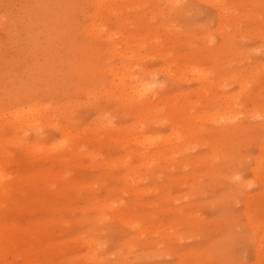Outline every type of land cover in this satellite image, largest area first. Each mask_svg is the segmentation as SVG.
I'll list each match as a JSON object with an SVG mask.
<instances>
[{"label": "rangeland", "instance_id": "374dc122", "mask_svg": "<svg viewBox=\"0 0 264 264\" xmlns=\"http://www.w3.org/2000/svg\"><path fill=\"white\" fill-rule=\"evenodd\" d=\"M86 1L0 0V113L4 112L7 116L3 121L4 115L0 114V143L3 142L0 150L7 154L9 162L4 163L1 172L4 171L5 178L15 182L29 183L25 192L17 197L20 198V207H14L7 213L14 224H35L34 227L38 229H28V237L40 238V244L29 250L19 248V244H16L18 251L0 252V264H20L18 256L23 254L31 257L32 264H97L99 261L100 264H264V0H169L175 6L168 4V0H115L122 12L118 9L117 15L107 14L106 17L110 16L108 20L101 15V18L97 16L95 18L98 21L95 20V23L92 6ZM124 1L129 4H124ZM134 3L139 5L136 7ZM112 16L117 20H113ZM97 27L101 29V33L97 32L100 37L93 35L98 30ZM143 36L144 40L148 38L150 42L144 43ZM124 38L128 39L127 42ZM125 43L128 46L124 47ZM136 44L140 47L136 48ZM112 48L116 50L113 55ZM125 66L129 70L125 69L124 73L131 72L132 69L133 72L139 70L147 72L144 74L153 78L155 83L157 81L155 93L159 92L160 96H164L156 101L157 108L161 109L157 115L165 113L166 116L172 105H184L186 120L176 132L184 135L187 144L192 139L195 140H192L193 144L192 141L189 143L190 146L186 143L182 146V150L183 147L189 150H183L184 155H178L176 161L158 160L149 167H140L136 163H140L142 159L129 153L140 147L138 143L137 145L127 140L126 146L121 149L112 141L104 140H111L128 128L133 132L130 127L136 119L132 114V106L116 100L115 95L108 94L115 89L114 93L117 94L116 77L120 76ZM197 68L204 69V72L193 71ZM111 83H114L113 86ZM102 91L105 92L104 95ZM215 96H219V99ZM223 97L230 101L236 97L233 99L232 109L228 113L225 111V115L223 111L222 114L213 113L220 108L223 100H227ZM237 98V106H234ZM33 102L37 106L45 105L42 106L43 110L46 109L43 113H49L50 116L47 122L42 121L45 125L42 122L38 124L39 127L37 125L41 131L21 129L16 132L15 129L6 127L9 119L7 110L12 111L22 103L28 105ZM242 111L244 112L241 114ZM208 112L210 116L213 113L211 120H221H216L219 124L210 120ZM234 113H238V116L230 120ZM254 113L256 117L252 116ZM221 115L229 117L230 122L225 124H244L247 130L233 137L214 136L213 130L225 128L221 124ZM197 118L199 121H196ZM163 119L161 123L159 121L144 129L145 132L176 140L172 136L177 135L176 132L169 130V119H165V123ZM54 120L58 121H55V126ZM103 120L113 129H121L103 132L104 127L99 126L100 123H105ZM59 127L70 129V133L62 135ZM24 131L28 132L25 136ZM114 132L118 133L115 135ZM94 135L98 137L95 138ZM62 136L66 137L62 139ZM74 138H77L75 143L78 141L83 146L86 144L84 141L90 140L84 148H80L82 150H77L75 161L79 165L75 162L63 167L54 164L52 171L56 176L44 180L43 170L49 163V157L74 144ZM11 140L16 146L11 145ZM69 140H73V143ZM169 140L173 141L171 138ZM212 140L219 144V147L214 148L220 154L217 157H212ZM154 141L162 144L156 139L151 142ZM103 142H107V145ZM157 142L153 144L157 145ZM30 143L35 147H29ZM52 143H56V146L64 143V147L59 146L58 149L53 144L52 148H56L50 151ZM43 144L48 146L46 151L41 147ZM36 150L41 151L37 153ZM88 151H91L89 157L86 156ZM129 158H132L131 161ZM108 161L113 162L115 169L111 163L107 164L113 168L105 167L107 164L103 163ZM118 162L124 163L120 165ZM96 164L99 166H95ZM193 165L196 168L198 166V170ZM132 169H136L134 173L130 172ZM67 170L72 173L68 171L66 174ZM138 171L140 172L137 173ZM131 173L141 174L143 179H138L137 176L133 179ZM1 174L0 179L4 177L3 172ZM123 174L127 183L122 180ZM135 178L142 182L140 186ZM67 179H73L79 186L87 183L90 188L83 185L79 189L69 187L64 190L60 183ZM32 184L34 186L30 187ZM147 187H152L155 191L152 192L150 188L147 191ZM139 189L144 190L140 194L134 192ZM113 198H116L115 203ZM109 200L113 204L110 206L108 203L110 207L104 209L103 204L107 206ZM245 209L250 212L245 214ZM115 212L120 213L130 227L119 218L115 220ZM189 214L193 215L189 217ZM243 214L249 217L245 218ZM134 220L139 222L137 229H132ZM250 222L254 225L251 226ZM141 227H145V230ZM139 228L143 232L138 231ZM146 228L154 230L147 233L144 232ZM135 229L138 231L136 235ZM154 232L158 235H153ZM74 238L77 242L72 241ZM88 238L95 239V246L98 244L96 249L86 247L85 241ZM95 250L97 251L94 252ZM84 254L95 257L86 255L91 259L85 260Z\"/></svg>", "mask_w": 264, "mask_h": 264}, {"label": "bare ground", "instance_id": "6f19581e", "mask_svg": "<svg viewBox=\"0 0 264 264\" xmlns=\"http://www.w3.org/2000/svg\"><path fill=\"white\" fill-rule=\"evenodd\" d=\"M115 0H91V1H89V0H87L86 2H88L89 3V5H91L92 6V11H93V17L95 18V17H97L98 16V18H99V16L101 15V16H103L104 18H106L107 20H108V18L110 17H106L107 16V14L109 15V14H116L117 13V11H118V9H119V7L117 6V3L116 2H114ZM117 1H119V0H117ZM129 1V0H128ZM128 1H126L127 2V4H129L128 3ZM133 1V0H132ZM147 1V0H146ZM211 1H213V0H211ZM125 2V1H124ZM126 2L124 3V4H126ZM130 2V1H129ZM134 2V1H133ZM132 2V3H133ZM137 2V1H136ZM164 2H165V0H164ZM166 2H169V0L168 1H166ZM173 2H174V0H173ZM138 3V2H137ZM137 3L135 4L134 3V5H136V7L139 5H137ZM141 3V2H140ZM146 3V2H145ZM172 2L170 1L168 4H171ZM131 4V3H130ZM143 4V3H142ZM141 4V5H142ZM166 4V3H165ZM175 4V3H174ZM173 4V5H174ZM214 4H216V3H214ZM218 4V3H217ZM140 5V6H141ZM172 5V4H171ZM172 5V6H173ZM124 6V5H123ZM126 6V5H125ZM124 6V7H125ZM170 6V5H169ZM175 6V5H174ZM122 7V6H121ZM128 8H131V7H129V6H127ZM126 7V8H127ZM134 7V6H133ZM163 7V6H162ZM167 7V6H166ZM157 8V7H156ZM170 8H171V6H170ZM122 8H120L119 10L122 12V10H121ZM133 9V8H132ZM155 9V8H154ZM173 9V8H172ZM225 9V8H224ZM223 9V10H224ZM117 10V11H116ZM126 10V9H125ZM129 10V9H128ZM129 11H131V9L129 10ZM119 12V11H118ZM156 12H158L157 10H156ZM162 12V11H161ZM236 12V11H235ZM126 13H128L127 11H126ZM122 14V13H121ZM124 14V13H123ZM160 14V13H159ZM117 15V14H116ZM118 15H119V13H118ZM163 15V14H162ZM101 16H100V18H101ZM160 16H161V14H160ZM114 16H112V18H113ZM121 17V16H120ZM93 19V18H92ZM114 19H116V17H114L113 18V20ZM125 19V18H124ZM124 19H123V21H124ZM95 20H97L96 18L94 19V23L96 22ZM103 20V19H102ZM109 20H112V19H109ZM117 20V19H116ZM115 20V21H116ZM98 21V20H97ZM104 21V20H103ZM121 21V20H120ZM102 22V21H101ZM101 22H100V24H101ZM104 22H106V21H104ZM122 22V21H121ZM120 22V23H121ZM93 23V22H92ZM93 23V24H94ZM107 23V22H106ZM117 23H119L118 21H117ZM119 23V24H120ZM122 24V23H121ZM99 25V24H98ZM105 25V24H104ZM91 26H92V24H91ZM106 26V25H105ZM104 26V27H105ZM224 26V25H223ZM93 27V26H92ZM99 27V26H98ZM97 27V31H92V32H94L93 33V35L95 36V34L97 35V36H99L100 34H98L97 32H99L100 30H99V28H101V26L98 28ZM120 27H121V25H120ZM225 27V26H224ZM91 28V27H90ZM89 29V28H88ZM92 30L94 29V27L93 28H91ZM104 29V28H103ZM91 31V30H90ZM105 31V30H104ZM103 32V31H102ZM106 32V31H105ZM104 32V33H105ZM116 32V31H115ZM89 33V32H88ZM99 33H101V32H99ZM107 33V32H106ZM107 34H109V33H107ZM106 34V35H107ZM111 34V33H110ZM233 34V33H232ZM105 35V34H104ZM114 36V35H113ZM100 37V36H99ZM105 37V36H104ZM107 37V36H106ZM98 38V37H97ZM108 38V37H107ZM111 38V37H110ZM112 39V38H111ZM123 39V38H122ZM125 39V38H124ZM133 39H137V38H133ZM142 39L144 40V36L142 37ZM105 40V39H104ZM108 40V39H107ZM126 40H128L127 38L125 39V42H127ZM130 40V39H129ZM142 40V41H143ZM150 39H148V38H146L145 40H144V43H145V41H148V42H150L149 41ZM135 41V40H134ZM120 42H121V40H120ZM124 42V41H123ZM123 42H122V44H123ZM131 42H132V40H131ZM136 42H137V40H136ZM126 44V43H125ZM124 44V45H125ZM142 44V43H141ZM151 44V43H150ZM130 45V44H129ZM149 45V44H148ZM126 46H128L127 44L124 46V47H126ZM137 46V44L135 45V47ZM147 46V45H146ZM138 48L140 47L139 46V44H138V46H137ZM136 47V48H137ZM114 48V47H113ZM112 48V49H113ZM131 48V47H130ZM111 49V50H112ZM115 49V48H114ZM114 49H113V51H114ZM128 49V48H127ZM200 51V50H199ZM115 52H116V50L114 51V53H112V52H110V53H112V55L113 54H115ZM117 53H119V52H117ZM127 53V52H126ZM132 53V52H131ZM131 53L130 54H128V55H131ZM122 55H123V53H121ZM136 54V53H135ZM134 54V55H135ZM124 55L126 56V54H125V52H124ZM123 55V56H124ZM132 55H133V53H132ZM115 56V55H114ZM118 56H120L121 58H122V56L119 54ZM124 67V66H123ZM122 67V68H123ZM121 67H120V69H122ZM125 69H128V68H126V66H125V68L123 69V71L121 72V74H120V76L118 75V77H116V76H112V78L114 77H116V79L118 80V81H113V82H115V87H117V89H118V92H116L117 94H115L114 93V91L116 90L115 89V87H113L115 90H113V92L112 93H108V94H112L114 97H116L117 99L116 100H118V101H120V102H122V103H124V104H128V105H130V106H132V114H133V117L136 119V121H135V123L132 125V123H131V125L129 124V127L133 130V132L128 128V130H126L125 132H123V133H121V131H120V134L119 135H117L116 137H114L113 139H109V138H106V139H104V140H108L109 142L110 141H112L113 142V144H115L116 146H120L121 147V149H122V147L123 146H126V144H125V142H127V140H131V142L133 143V142H135L137 145H138V149H136V150H130V152L129 153H132V154H134V155H137V157L138 158H141L142 160L140 161V163H136V164H138V166H140V167H142V166H145V167H149V165H152V163H154L155 161H158V160H160V161H166V162H171V161H176V159H177V156L178 155H184V151L183 150H185V151H188L189 150V148H188V150H186L184 147H183V150H182V146H184V144L186 143V138L184 137V135H181V134H177V132H176V130H179V129H181L180 127L182 126V124L185 122V120H186V117H185V114L183 113V111H184V105L183 104H178V105H172V106H170L169 108L171 109H169L170 110V112H168L167 113V115L165 116L164 114L165 113H161L160 114V116L159 115H157V112L158 111H160L161 109L159 108H157V106H158V103L156 102L158 99H161V98H163L164 96H162V94H161V96H160V94H159V92H156L155 93V89H154V86L157 84V81H156V83H155V81H153V78H150L149 76H147V75H145L144 73H147V72H141V71H136V72H133V70L134 69H132V71L131 72H127L126 71V73H124V71H125ZM170 69V68H169ZM171 69H172V67H171ZM106 70V69H105ZM108 70V69H107ZM129 70V69H128ZM200 71V73L204 70V69H202V68H197V69H195V70H193V71ZM166 71V70H165ZM192 71V72H193ZM196 71V72H197ZM107 72H109V71H107ZM191 72V71H190ZM190 72H188V74L190 73ZM191 72V73H192ZM204 72V71H203ZM111 73V72H110ZM109 73V74H110ZM119 73V72H118ZM198 73V72H197ZM116 74V73H115ZM193 74V73H192ZM191 74V75H192ZM179 75V74H178ZM190 75V76H191ZM205 75H207V73L205 74ZM209 75V74H208ZM197 76V75H196ZM202 76H203V73H202ZM204 77H208V76H204ZM197 78V77H196ZM111 79V78H110ZM194 79V78H193ZM198 79H200V78H198ZM197 79V80H198ZM201 79H203L202 77H201ZM195 80V79H194ZM207 80V79H206ZM199 81V80H198ZM203 81V80H202ZM111 82H112V80H111ZM205 82V81H204ZM198 83V82H197ZM109 83H107V85H108ZM114 84V83H113ZM113 84L111 83V85L113 86ZM199 84V83H198ZM213 84V83H212ZM110 85V84H109ZM210 85V84H209ZM211 86V85H210ZM200 87V86H199ZM107 91H109V92H111L110 90H107ZM199 91V90H198ZM201 91V90H200ZM103 92V95L105 94V92L104 91H102ZM203 92V91H202ZM114 93V94H113ZM90 94V93H89ZM102 94V93H101ZM164 95V94H163ZM169 96V95H168ZM183 96V95H182ZM232 96V95H231ZM109 97H110V95H109ZM113 97V98H114ZM216 97V99H219V96H215ZM113 98H111V99H113ZM232 98V97H231ZM234 98H236V97H234ZM233 98V99H234ZM240 98V97H239ZM115 99V98H114ZM170 99V98H169ZM223 99H227V98H225V97H223ZM233 99H232V101H230L229 99H227V100H223L222 101V105L220 106V108H217V109H215L214 110V112L213 113H216V114H218V112L219 113H221V111H223L222 113H223V115H225L224 114V112L226 111L227 113H228V111H230L231 109H232V103H233ZM214 100V99H213ZM155 101V102H154ZM179 101V100H178ZM215 101V100H214ZM236 102H234L235 103V105L234 106H237L236 105V103H237V101H238V98L235 100ZM240 101V100H239ZM28 103V102H27ZM174 103V102H173ZM190 103V102H189ZM242 103V102H241ZM163 104V103H162ZM192 104H195V103H192ZM198 104V103H197ZM241 105V104H240ZM43 106V105H42ZM41 105H36V103H30V104H25V103H22L21 104V106L20 107H18V108H16V109H14V110H12V111H8L7 110V115L9 116V119H8V121H6L7 123H6V127H8V128H13V129H15V131L16 132H18V130H21L22 129V131L23 130H25V129H31V130H34V132L36 131V130H39L38 129V127H39V125L38 124H40L42 121H45V122H47L46 120H47V118L48 117H50L49 116V113L46 115L45 113H43V112H45V110L46 109H44L43 110V107H45V105L42 107ZM164 106V105H163ZM168 106V105H167ZM55 107V106H54ZM240 107V106H239ZM239 107H238V109H239ZM50 108V107H49ZM162 108V107H161ZM48 109V108H47ZM54 109V108H53ZM56 109V108H55ZM186 109H188V107L186 108ZM235 109V108H234ZM163 111V110H162ZM236 111H237V109H236ZM257 111V110H256ZM5 112H6V110H5ZM166 112V111H165ZM188 112V111H187ZM244 111H242L241 112V114L243 113ZM259 112V111H258ZM257 112V113H258ZM2 113V115L1 116H3L4 118V120L3 121H5V117H7V116H5V114H3L4 112H1ZM0 113V114H1ZM101 113V112H100ZM158 113H160V112H158ZM213 113H212V115H213ZM221 113V114H222ZM238 113H240V110L238 111ZM238 113H234V115H232V114H230V115H232V117L231 116H229L228 114V116L229 117H231L230 118V120L234 117V116H238L237 114ZM260 113V112H259ZM52 114V113H51ZM210 114V112H208V117L210 116L209 115ZM261 114H262V112H261ZM205 115V114H204ZM211 115V116H212ZM215 115V114H214ZM240 115V114H239ZM250 115H251V113H250ZM249 115V116H250ZM1 116H0V118H1ZM207 116H205L206 118H208ZM211 116L209 117L210 118V120L212 119L211 118ZM219 116H220V114H219ZM222 116V115H221ZM228 116H226V118H225V116L223 117L222 116V123L221 124H223L222 126H225V128H217V129H215V130H213L212 131V133H213V135L214 136H217V137H221V138H223V137H233V136H235L237 133H242V132H245L246 130H247V128H246V126L244 125V124H238V123H231V124H225L226 122L228 123V122H230L228 119H229V117ZM241 116V115H240ZM252 116H255V113H254V115H252ZM261 116V115H260ZM101 117V116H100ZM205 117H203L204 119H206ZM247 117H248V115H247ZM256 117V116H255ZM259 117V116H258ZM163 118H165V119H169V122H170V129L169 130H171L172 132H176V134L177 135H172V136H175L174 138H176V140L174 139H172V137H170L171 138V140H173V141H170L169 139L170 138H167V137H165V136H155L153 133H151V134H149V133H147V132H145V130L144 129H148L150 126H151V124H155V123H159V121H160V123H161V119H163ZM192 118V117H191ZM209 118H208V120H209ZM236 118V117H235ZM52 119H53V117H52ZM57 119V118H56ZM100 119H102V118H100ZM104 119V118H103ZM165 119H163L162 121H164V123L166 122V120ZM195 119V118H194ZM199 118H197V120L196 121H199L198 120ZM202 119V118H201ZM203 119V120H204ZM7 120V119H6ZM48 120H49V118H48ZM50 120H51V118H50ZM216 120H220V119H216ZM216 120H211L212 122L213 121H215L216 122ZM55 121H57V120H54V126H55ZM59 121H60V119H59ZM104 121V120H103ZM187 121H189V119L187 120ZM221 121V120H220ZM233 121H236L235 119H233ZM0 122L2 123V121H1V119H0ZM49 122V124L50 123H52L51 121H48ZM58 122V121H57ZM56 122V123H57ZM98 122H100L99 120H98ZM105 122V121H104ZM168 122V121H167ZM191 122H192V120H191ZM210 122V121H209ZM5 123V122H4ZM44 125H45V123L44 122H42ZM52 123V124H53ZM106 123V124H105ZM105 123H103V124H101L100 123V127L102 128V126L104 127L103 128V132H104V130H108V131H110V130H112L113 128L112 127H110V125H108V123L107 122H105ZM217 123V122H216ZM61 124V123H60ZM168 124V123H167ZM217 124H219V123H217ZM37 125H38V127H37ZM46 125H48V124H46ZM58 125V124H57ZM49 127H53L52 125H48ZM62 126V125H61ZM192 126V125H191ZM190 126V127H191ZM222 126H220V127H222ZM3 127V126H2ZM5 127V126H4ZM41 127H44V126H41ZM47 127V126H46ZM57 127V126H56ZM56 127H54V128H56ZM100 127H99V130H100ZM128 127V126H127ZM60 128V127H59ZM125 128V127H124ZM188 128V127H187ZM61 129V128H60ZM84 129V128H83ZM117 129V131H119V129H121V128H116ZM115 128L113 129V130H116ZM193 129V128H192ZM195 129V128H194ZM79 130V129H78ZM82 130V129H81ZM85 130V129H84ZM144 130V131H143ZM174 130V131H173ZM197 130V129H196ZM14 131V130H13ZM21 131V132H22ZM39 131H41V130H39ZM56 131V130H55ZM61 132H62V135H68L69 133H70V129H67V128H65V129H61L60 130ZM86 131V130H85ZM84 131V132H85ZM88 131V130H87ZM95 131V130H94ZM131 131V132H130ZM187 131H188V129H187ZM189 131H190V129H189ZM209 131V130H208ZM211 131V130H210ZM3 132V131H2ZM15 132V133H16ZM25 132V131H24ZM23 132V133H24ZM27 132V131H26ZM26 132L24 133V136H25V134H26ZM38 132V131H37ZM57 132V131H56ZM111 132H113V131H111ZM205 132H207V130L205 131ZM22 133V134H23ZM28 133V132H27ZM30 133V132H29ZM77 133H78V131H77ZM97 133V132H96ZM118 133V132H117ZM117 133H115L114 132V134L116 135ZM190 133V132H189ZM192 133V132H191ZM14 134V133H13ZM21 133H20V135H22ZM80 134V133H79ZM79 134H78V136H79ZM83 134V133H82ZM105 134H106V132H105ZM113 134V133H112ZM175 134V133H174ZM210 134H211V132H210ZM15 135V134H14ZM17 135V134H16ZM59 135H61V133H59ZM71 135V134H70ZM76 135V134H75ZM192 135V134H191ZM213 135H211V136H213ZM74 136V134L72 135V137ZM78 136H76V137H78ZM167 136V135H166ZM170 136V135H169ZM12 137V136H11ZM19 137V136H18ZM66 137V136H65ZM65 137H63L62 136V139L63 138H65ZM93 137V136H92ZM94 137H95V135H94ZM96 137H98L97 135H96ZM95 137V138H96ZM69 139H70V137H68ZM89 138H91V137H89ZM95 138H92V139H94L95 140ZM100 138V137H99ZM98 138V139H99ZM141 140H140V139ZM17 139V138H16ZM21 139H22V137L20 138V140H19V142L21 143ZM24 139V138H23ZM62 139H60V140H62ZM73 139V138H72ZM75 139H77V138H74V144H72V145H69L68 146V148L66 147V149L65 150H62V148H61V152L60 153H56L57 155H55V156H50L49 157V163H47L46 164V166L44 167V173H43V175H42V177H43V179L44 180H48V179H52L53 177H55L56 176V173H53V171H52V166L54 165V164H57L59 167H63L64 165H68L70 162H75V164H76V161H75V157H76V155L78 154V149H80V148H84L85 146H86V144H88L87 142H90V140L89 141H84V143H86V144H84V146L83 145H80L79 143H78V141H76V143H75ZM160 140V143H162V144H159L157 141H154L155 143L157 142L158 144L156 145V144H153L151 141H153V140ZM189 139H190V137H188V142H189ZM198 139V138H197ZM60 140H59V142H60ZM94 140H93V142H94ZM186 140V141H185ZM192 140H195V139H192ZM191 140V141H192ZM10 141V140H9ZM12 141V144L11 145H14V143H13V140H11ZM18 141V140H17ZM58 141V140H57ZM63 141H65V139L63 140ZM68 141V140H67ZM70 141V143H73V140H72V142H71V140H69ZM99 141V140H98ZM162 141V142H161ZM191 141L189 142V143H191ZM199 141V140H198ZM201 141V140H200ZM62 142V141H61ZM95 142H97V141H95ZM130 142V141H129ZM149 142H151V144H153V146L149 143ZM193 142L194 141H192V143L191 144H193ZM202 142V141H201ZM204 142H206V141H204ZM212 142H213V144L210 146L211 147V149H212V157H217V156H219L220 154H218L217 152H216V150L214 149V148H216L217 146L219 147V144L217 145V143H216V141L215 140H212ZM211 142V143H212ZM2 144H3V142H1ZM0 143V144H1ZM7 143V142H6ZM20 143H18V144H20ZM23 143V142H22ZM57 143V142H56ZM56 143L54 144V143H52V144H50V148H52L53 147V144L56 146ZM66 143V142H65ZM69 143V142H68ZM81 143L83 144V141H82V139H81ZM91 143H92V141H91ZM105 145H107V142H103ZM141 143V144H140ZM189 143L187 144V145H189ZM203 143V142H202ZM210 143V142H209ZM9 143H7V145H8ZM35 144V146L34 145H32V143H30V144H28L29 145V147L31 146L32 148L33 147H35V148H37V145H36V142L34 143ZM58 144V143H57ZM63 145V147H64V143H62ZM98 144V143H97ZM96 144V145H97ZM135 144V145H136ZM196 144V143H195ZM5 145V144H4ZM27 145V146H28ZM40 145V144H39ZM38 145V146H39ZM44 145V144H43ZM96 145H95V147H96ZM197 145V144H196ZM9 146V145H8ZM14 146H16V144L14 145ZM59 146H61V144H59L58 146H56V147H58V149H60L59 148ZM61 146V147H62ZM81 146H83V147H81ZM190 146V145H189ZM192 146V145H191ZM195 146V145H194ZM198 146V145H197ZM3 147V146H2ZM20 147V146H19ZM22 147V146H21ZM41 147H44L45 148V151L47 150L46 149V147L48 148V146H46V145H44V146H41ZM55 147V148H56ZM185 147H188V146H185ZM193 147V146H192ZM260 147V146H259ZM1 148V147H0ZM32 148H30V149H32ZM35 148H34V150H35ZM38 148H40V147H38ZM54 148V149H55ZM99 148V147H98ZM261 148V147H260ZM260 148H259V150H260ZM22 149V148H21ZM27 149V148H26ZM42 149V148H41ZM53 148L52 149H50V151H53L54 150ZM64 149V148H63ZM88 149V148H87ZM124 149H126V148H124ZM192 149V148H191ZM210 149V148H209ZM29 150V149H28ZM80 150H82V149H80ZM99 150V149H98ZM220 150V149H219ZM32 150H30V152H31ZM37 151V153H39L41 150H36ZM39 151V152H38ZM42 151H44V149L42 150ZM44 151V152H45ZM49 152V151H48ZM47 152V153H48ZM93 152V156L95 155L94 153V150L92 151ZM220 152V151H219ZM31 153H34V151L33 152H31ZM84 153V152H83ZM88 153V154H87ZM90 153H91V151H90ZM89 153V151L88 152H86V156L87 157H89L90 154ZM189 153V152H188ZM85 154V153H84ZM35 156H36V154H34ZM34 155H31V156H33L34 157ZM80 155H82L81 153H80ZM89 155V156H88ZM92 155V154H91ZM30 156V157H31ZM38 156V155H37ZM79 156V155H78ZM77 156V157H78ZM92 156V158H94V161L96 160L95 159V157H93ZM130 156H131V154H130ZM82 157H83V155H82ZM209 157V155L207 156V158ZM227 157V156H226ZM127 158H128V155H127ZM126 158V159H127ZM133 158V157H132ZM131 158V159H132ZM206 157H204V159H205ZM211 158V157H210ZM209 158V159H210ZM227 158H229V157H227ZM259 159H260V155H259V157H258ZM261 158H263V157H261ZM7 154H5L3 151H1L0 150V178H1V173L3 172V175H4V177L2 178V179H0V252H3V251H9V252H13V251H18V250H16V248H15V246H16V244H19L18 245V247L19 248H21V247H23V249L24 250H29L30 248H32L33 246H35V245H38V244H40V238H33V237H28L29 236V230L28 229H32V228H34V229H38V228H36V227H34V225L33 226H28V225H26V224H24V223H21V224H14V222L12 221V218L8 215V213L11 211V209L12 208H16V207H20L19 206V199L20 198H17L18 196L20 197L21 195H22V193H24L25 192V188L27 187V186H29V183H26L25 181L24 182H15L14 180H12V179H9V178H5L6 177V174H4V171H2L1 172V168L3 167V165H4V163H6V162H8L7 161ZM88 160H93V159H89V158H87ZM130 159V158H129ZM131 159H130V161H131ZM145 159V162H142L143 160ZM214 159H216V158H213V160ZM258 159V160H259ZM78 160H79V158H78ZM81 160V159H80ZM116 160V159H115ZM134 160V159H133ZM185 160V159H184ZM183 160V161H184ZM218 160V159H217ZM216 160V161H217ZM113 161V160H112ZM110 162L111 163V165L113 166L114 164H113V162ZM126 161H128V160H126ZM173 161V162H174ZM198 161V160H197ZM196 161V162H197ZM254 161V160H253ZM257 161V160H256ZM261 161H262V159H261ZM96 162V161H95ZM101 162H103V161H101ZM115 162H117V161H115ZM133 162V161H132ZM188 162V161H187ZM186 162V163H187ZM208 162H209V160H208ZM213 162V161H212ZM40 163V162H39ZM93 163L94 162H92L91 164L93 165ZM107 163H109V161L108 162H104L103 164L104 165H106ZM109 163V164H110ZM120 165H122L124 162H118ZM128 163V162H127ZM158 163V162H157ZM194 163V162H193ZM200 163H201V161H200ZM256 163H259V161H257ZM7 164H9V162L7 163ZM170 164V163H169ZM168 164V165H169ZM176 164V163H175ZM174 164V165H175ZM188 164V163H187ZM194 164H197V163H194ZM198 164H199V162H198ZM210 164V163H209ZM77 166L79 165V164H76ZM99 165H102V164H100L99 163ZM98 164H96L95 166H99ZM125 165V164H124ZM124 165H123V167H124ZM142 165V166H141ZM158 165V164H157ZM173 165V164H172ZM173 165V166H174ZM177 165V164H176ZM185 165V164H184ZM211 165V164H210ZM260 165H261V163H260ZM7 166V165H6ZM108 166V164L105 166V167H107ZM112 166H108L109 168L110 167H112ZM116 166V165H115ZM171 166V165H170ZM180 166V165H179ZM191 166H192V164H191ZM194 166V165H193ZM262 166V165H261ZM102 167V166H101ZM104 167V166H103ZM114 167V166H113ZM112 167V168H113ZM182 167H183V165H182ZM185 167V166H184ZM188 167V166H187ZM195 168H196V166H194ZM256 167H257V164H256ZM260 167V166H259ZM108 168V169H109ZM117 168V167H116ZM133 168H137V167H133ZM165 168H166V166H165ZM164 168V169H165ZM171 168H172V166H171ZM114 169H115V167H114ZM143 170L141 171V172H143L144 171V168H142ZM154 170H155V168H153ZM168 169V168H167ZM180 169H181V167H180ZM197 170H198V166H197V168H196ZM135 170L136 169H132L130 172H132V173H134L135 172ZM140 170H141V168H140ZM152 170V169H151ZM169 170V169H168ZM182 170V169H181ZM253 170V169H252ZM70 172V170H67V171H65L66 172V174H67V172ZM120 171V170H119ZM129 171H127L128 173H129ZM167 171V170H166ZM254 171H255V167H254ZM253 171V172H254ZM127 172H125V173H127ZM140 171H138L137 173H139ZM147 172V171H146ZM145 172V173H146ZM59 173V172H58ZM70 173H72V172H70ZM124 173V172H123ZM132 173H131V175H132ZM154 173V172H153ZM65 174V175H66ZM136 174V173H135ZM135 174H133L132 175V177H133V179H134V177L135 176H137V178L139 179V178H141V179H143L140 175L141 174H139V175H135ZM161 174H162V172H161ZM116 175V174H115ZM130 175V174H129ZM153 175V174H152ZM154 175H156V173L154 174ZM158 175V174H157ZM195 175V174H194ZM200 175V174H199ZM199 175H198V177H199ZM68 176V175H67ZM140 176V177H139ZM142 176H146V174L145 175H143L142 174ZM149 176V175H148ZM202 176V175H201ZM254 177H255V175H253ZM27 177H28V175H27ZM27 177L25 178V180L27 179ZM120 177V176H119ZM123 178H122V180L124 179V181H126V177H124V174H123V176H122ZM130 177V176H129ZM155 177V176H154ZM195 177V176H194ZM197 177V176H196ZM205 177V176H204ZM207 177V176H206ZM209 177V176H208ZM121 178V177H120ZM131 178V177H130ZM129 178V179H130ZM145 178V177H144ZM146 178H148V177H146ZM182 178H185V177H182ZM132 179V178H131ZM131 179H130V181H131ZM136 179V178H135ZM167 179V178H166ZM181 179V178H180ZM187 179V178H186ZM195 179V178H194ZM198 180H199V178H197ZM204 179V178H203ZM137 180V179H136ZM145 180V179H144ZM167 180H169V179H167ZM175 180V179H174ZM178 180V179H177ZM176 180V181H177ZM200 180H201V178H200ZM256 180H257V178H256ZM138 182H139V180H137ZM141 181V180H140ZM146 181V180H145ZM144 181V182H145ZM180 181V180H179ZM182 181H185V180H183L182 179ZM260 181V180H259ZM128 181H126L125 183H127ZM95 183V182H94ZM97 183V182H96ZM134 183V182H133ZM132 183V184H133ZM135 183H136V181H135ZM140 183H142V182H139V186H140ZM180 183V182H179ZM178 183V184H179ZM255 183V182H254ZM260 183V182H259ZM64 188V190H65V188H69V187H77L78 189L82 186L83 187V185H84V187H88L89 186V184H81V186H79V183L78 182H76V181H74L73 179H67L66 181H63V182H61L60 183ZM131 184V183H130ZM181 184V183H180ZM129 185V184H128ZM135 185V184H134ZM184 185H186V184H184ZM184 185H182V186H184ZM189 185H191V184H189ZM200 185V184H199ZM199 185H197L198 187H199ZM243 185H245V184H243ZM31 186H34L33 184L32 185H30V187ZM137 186V185H136ZM194 187H196L195 185H193ZM91 187H94V186H91ZM153 187V186H152ZM152 187H149L151 190H152ZM155 187V186H154ZM153 187V188H154ZM89 188H90V186H89ZM126 188V187H125ZM135 188V187H134ZM148 187H147V191H148V189H149ZM156 188V187H155ZM158 188H160V187H158ZM164 188V187H163ZM190 188V187H189ZM193 188V187H192ZM85 189H87V188H85ZM109 189V188H108ZM137 189V188H136ZM167 189V188H166ZM191 189V188H190ZM118 190H122V189H118ZM132 190V189H131ZM140 190V189H139ZM136 190V191H134V192H139L138 194H140L144 189H142V190ZM168 190V189H167ZM194 190V189H193ZM24 191V192H23ZM73 191V190H72ZM76 191V190H75ZM85 191V190H84ZM125 191H127V190H125ZM145 191H146V189H145ZM155 191V190H154ZM153 190H152V192H154ZM157 191V190H156ZM192 191V190H191ZM77 192H79V190H77ZM169 192V191H168ZM193 192V191H192ZM128 193H131V192H128ZM144 193V195H145V192H143ZM142 193V194H143ZM147 193V192H146ZM148 193H150V192H148ZM122 194H124L123 192H122ZM133 194H135V193H133ZM152 194V193H151ZM125 195V194H124ZM146 196V195H145ZM142 197V196H141ZM169 197V196H168ZM167 197V198H168ZM171 197V196H170ZM166 198V199H167ZM172 198V197H171ZM181 198V197H180ZM229 199V198H228ZM112 200V199H111ZM111 200H109L108 202L107 201H105V202H107V206H106V204L104 205L103 204V207H104V209L107 207V208H109L110 206H111V204H113V203H111ZM115 200H116V198H115ZM114 200V198H113V202L115 201ZM123 200V199H122ZM168 200V199H167ZM171 201V200H170ZM174 201H175V199H174ZM119 203H121L120 201H118ZM108 203H109V205H108ZM115 203V202H114ZM126 203V202H125ZM132 203V202H131ZM99 205H101L100 203H98ZM117 204V203H116ZM124 204V203H123ZM148 204V203H147ZM151 204L152 203H150L149 204V206H151ZM156 203H154V205H155ZM247 204V203H246ZM131 205V204H130ZM139 205V204H138ZM250 205V204H249ZM94 206H97L96 204L94 205ZM93 206V207H94ZM102 206V205H101ZM119 206V205H118ZM244 206H246V205H244ZM122 207V206H121ZM124 207V206H123ZM122 207V208H123ZM247 207H248V205H247ZM129 208V207H128ZM161 208V207H160ZM249 208V207H248ZM110 209H114V208H110ZM116 209V208H115ZM135 209V208H134ZM175 209V208H174ZM250 209V208H249ZM109 210V209H108ZM107 210V211H108ZM119 210V209H118ZM159 210V209H158ZM164 210V209H163ZM172 210H173V208H172ZM7 211H8V213H7ZM96 211V210H95ZM99 211V210H98ZM102 211V210H101ZM110 211H112V210H110ZM162 211V210H161ZM178 211V209L176 210V212ZM245 211H246V213L245 214H248V212H250V210L248 211V210H246L245 209ZM244 211V212H245ZM248 211V212H247ZM181 212V211H180ZM149 213V212H148ZM114 213H112V215H113ZM147 214V213H146ZM154 214V213H153ZM98 215H100V214H98ZM112 215H110V216H112ZM151 215V214H150ZM193 215V214H192ZM192 215H190L189 214V217L190 216H192ZM244 215V214H243ZM250 215V214H249ZM101 216V215H100ZM103 216V215H102ZM116 216V217H115ZM115 216H112V217H115V220H117L118 218L120 219V220H122V221H124L123 222V224L125 223L126 225H127V221L126 220H123V219H125V218H121V215H120V213H117L116 214V212H115ZM250 216H252V215H250ZM256 216V215H255ZM97 217V216H96ZM105 217V216H104ZM107 217V216H106ZM105 217V218H106ZM188 217V216H187ZM244 217L246 218L247 217V215L245 216L244 215ZM249 217V216H248ZM247 217V218H248ZM100 218H102V217H100ZM255 218V217H254ZM97 219V218H96ZM250 219V221H251V218H249ZM103 221H104V219H102ZM192 220V219H191ZM190 220V221H191ZM246 221H247V219H245ZM126 221V222H125ZM246 221H245V223H246ZM249 221V220H248ZM257 221V220H256ZM119 222H121V221H119ZM129 222H130V220H129ZM137 222L138 221H136V220H134V221H132V229L133 228H135L136 227V229H137V225H139V224H137ZM254 222V221H253ZM122 223V222H121ZM120 223V224H121ZM139 223V222H138ZM141 223V222H140ZM249 223V222H248ZM251 223V222H250ZM260 223V222H259ZM171 224V223H170ZM188 224H190L189 222H188ZM196 224V223H195ZM247 224V223H246ZM252 224V223H251ZM130 225H131V222H130ZM254 224H252L251 226H253ZM25 226H27V227H25ZM125 226V225H124ZM128 226V225H127ZM140 226V225H139ZM138 226V227H139ZM167 226V225H166ZM247 226V225H246ZM250 226V225H249ZM256 227H257V225H255ZM260 226V225H259ZM128 227H130V226H128ZM141 228H145V227H141ZM141 228H139L138 229V231L140 230V232L142 231L143 232V229L141 230ZM170 228V227H169ZM258 228V227H257ZM136 229H135V231H136ZM255 229V228H254ZM262 229V228H261ZM145 230V229H144ZM150 230V231H149ZM149 230H147V228H146V231H144V232H151V230H152V232H153V230L154 229H149ZM171 231H173L172 229H170ZM263 230V229H262ZM138 231H136V233H135V235L137 234V232ZM156 231V230H155ZM158 231H160V230H158ZM147 232V233H148ZM160 232H162V231H160ZM146 233V234H147ZM158 235L157 233H155L154 232V234L153 235ZM166 234H169V233H166ZM173 234V233H172ZM194 234V233H193ZM262 234V233H261ZM143 235V234H142ZM174 235V234H173ZM172 235V236H173ZM176 235V234H175ZM179 235V234H178ZM178 235H176V236H178ZM163 236H164V233H163ZM167 236V235H166ZM169 236H170V234H169ZM175 236V237H176ZM195 236V235H194ZM262 236V235H261ZM261 236H257L259 239L261 238ZM133 237H136V236H134L133 235ZM138 237V236H137ZM139 237H141V236H139ZM162 237V236H161ZM165 237V236H164ZM171 237V236H170ZM169 237V238H170ZM181 237V236H180ZM197 237V236H196ZM24 238V239H23ZM177 238V237H176ZM175 238V239H176ZM78 239V238H77ZM89 239V238H88ZM86 240L85 241V243H86V247L88 248L89 247V249L90 248H95L98 244H96V246H95V243H96V241L94 242V240L93 239H89V240ZM164 239V238H163ZM167 239V238H166ZM76 241V239L74 238V239H72V241ZM79 240V239H78ZM80 240H81V238H80ZM169 240V239H168ZM83 241V240H82ZM126 241V240H125ZM70 242V241H69ZM77 242V241H76ZM98 242V241H97ZM151 242V241H150ZM164 242V241H163ZM75 243V242H74ZM99 243V242H98ZM154 243H155V241H154ZM162 243V242H161ZM213 243V242H212ZM63 244V243H62ZM80 244H83L82 242L80 243ZM157 244V243H156ZM159 245H160V243H159ZM212 245V244H211ZM257 245V244H256ZM255 245V246H256ZM259 245V244H258ZM83 246V245H82ZM85 246V245H84ZM99 246H101V245H99ZM98 246V247H99ZM155 247H156V245H154ZM262 246V245H261ZM124 247H126V245H124ZM137 247V246H136ZM154 247V248H155ZM258 247H260V245L258 246ZM101 248V247H100ZM128 248H129V246H128ZM134 249H135V247H133ZM96 249V248H95ZM131 249V248H130ZM257 249V248H256ZM136 250V249H135ZM138 250V249H137ZM91 251H93V250H91ZM97 250H95L94 252H96ZM116 251V250H115ZM258 251H259V248H258ZM87 252L89 253L90 251H88L87 250ZM119 252V251H118ZM91 253V252H90ZM89 253V254H90ZM196 253V252H195ZM194 253V254H195ZM208 253V252H207ZM257 254L259 253V252H256ZM17 254H19V252L17 253ZM87 255V254H84V256H90V255ZM95 254V253H94ZM199 254V253H198ZM11 255V254H10ZM10 255H8V256H10ZM200 255V254H199ZM259 255V254H258ZM7 256V255H6ZM6 256H4V257H6ZM85 257L84 259L86 260V258H89V257ZM94 256V255H93ZM92 256V257H93ZM122 256V255H121ZM136 257H137V255H135ZM210 256V255H209ZM4 257H2V259H4ZM18 257H20V264H32L33 263V261H32V259H31V257H29L28 255H26V254H23V255H20V256H18ZM33 257V256H32ZM91 257V256H90ZM91 257V258H92ZM95 257V256H94ZM98 257V256H97ZM259 257V256H258ZM91 258H89V259H91ZM257 258V257H256ZM1 259V258H0ZM97 259V258H96ZM7 260V259H6ZM35 260V259H34ZM83 260V259H82ZM95 260V258H93V261ZM181 260V259H180ZM8 261V260H7ZM19 262V261H18ZM90 262H92V261H90ZM94 262H96V261H94ZM117 261H115V263H116ZM119 262V261H118ZM88 263V262H87ZM93 263V262H92ZM97 263V262H96ZM114 263V262H113ZM94 264V263H93ZM97 264H100V261H99V263H97Z\"/></svg>", "mask_w": 264, "mask_h": 264}]
</instances>
